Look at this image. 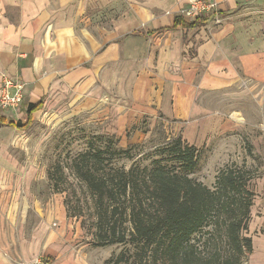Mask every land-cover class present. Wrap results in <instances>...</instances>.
Instances as JSON below:
<instances>
[{"label": "crops", "instance_id": "crops-1", "mask_svg": "<svg viewBox=\"0 0 264 264\" xmlns=\"http://www.w3.org/2000/svg\"><path fill=\"white\" fill-rule=\"evenodd\" d=\"M185 1L0 0V86L4 75L23 84L22 103L0 110V264L72 257L71 230L55 227L66 218L60 194L42 212L23 194L39 183L41 163L16 154L26 153L40 111L111 115L118 129L146 116L183 118L189 128L242 118L235 95L264 89V0H214L216 15L193 27L178 14ZM40 101L29 127L8 124L26 122ZM248 264H264V234Z\"/></svg>", "mask_w": 264, "mask_h": 264}, {"label": "trees", "instance_id": "trees-1", "mask_svg": "<svg viewBox=\"0 0 264 264\" xmlns=\"http://www.w3.org/2000/svg\"><path fill=\"white\" fill-rule=\"evenodd\" d=\"M41 107V101L29 104L26 122L8 124L26 129ZM197 151L176 136L155 147L148 164L140 163L144 154L127 169L111 164L122 154L129 157L111 142L73 158L72 169L92 201L96 245H128L115 264H240L244 251L251 253L245 235L254 198L251 175L225 168L208 187L189 176L198 166ZM64 203L68 207V199Z\"/></svg>", "mask_w": 264, "mask_h": 264}, {"label": "rangeland", "instance_id": "rangeland-1", "mask_svg": "<svg viewBox=\"0 0 264 264\" xmlns=\"http://www.w3.org/2000/svg\"><path fill=\"white\" fill-rule=\"evenodd\" d=\"M251 88L233 97L242 118H221L217 123L202 122L189 128L187 119L183 118L146 116L118 129L111 115L101 118L98 113L89 111L74 110L68 114L40 111L34 115V122L24 135L27 138L24 143L26 153L16 156L34 164L41 163L38 168L41 177L31 188L34 191L23 190V194H33L28 197L29 206L30 202L36 203V196L41 212L51 196L60 194L66 218L55 227H64L66 231L69 228L73 243L72 257L67 263L62 259L47 261L43 255H38L25 264H115L117 255L128 245H96L92 201L84 183L72 169V160L87 149L102 148L111 142L127 149L129 155L113 158V166L127 169L144 154L140 163L145 165L152 159L149 154L155 147L176 136L198 150V166L189 175L194 180L212 187L218 171L225 168L240 169L251 175L250 188L254 198L245 235L251 238L252 249L254 237L264 234V89L254 84ZM212 98L213 102L225 103L220 96ZM65 199H68V207ZM249 260L250 253L244 251L240 264H248Z\"/></svg>", "mask_w": 264, "mask_h": 264}, {"label": "built area", "instance_id": "built-area-1", "mask_svg": "<svg viewBox=\"0 0 264 264\" xmlns=\"http://www.w3.org/2000/svg\"><path fill=\"white\" fill-rule=\"evenodd\" d=\"M218 3L214 0H186L185 6L179 9V16L187 21L200 19L204 16L216 15ZM217 21V20H216ZM218 22V21H217ZM14 88V91H11ZM23 84L13 82L9 77L2 76L0 86V110L17 108L23 101Z\"/></svg>", "mask_w": 264, "mask_h": 264}]
</instances>
